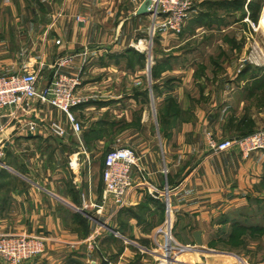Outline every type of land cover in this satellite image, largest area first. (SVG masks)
Returning a JSON list of instances; mask_svg holds the SVG:
<instances>
[{"label": "crops", "instance_id": "1", "mask_svg": "<svg viewBox=\"0 0 264 264\" xmlns=\"http://www.w3.org/2000/svg\"><path fill=\"white\" fill-rule=\"evenodd\" d=\"M28 2L34 9L35 5L41 7L44 14L40 16L35 9L31 17L0 15V75L19 72L25 63L40 72L76 74L82 78L78 94L86 101L74 108L82 125L79 134L74 133L64 112L47 104L33 101L23 108L5 110L12 114L4 118L0 147L20 148L24 155L14 162L1 157L7 166L0 169V238L34 234L47 241L46 252L25 264L81 263L83 248L89 242L97 244L101 218L113 230L108 239L112 243L107 252L109 264H131L138 253L133 247L141 251L140 262L157 263L150 247L156 250L163 240L193 246L196 231L202 232V243L207 242L204 226L213 214L225 211L229 203L241 201L248 193L258 197L264 183V151L252 152L248 158L238 147L211 151L212 131L220 140L231 137L220 127L225 120L216 114L213 124L219 130L213 129L200 96L182 104L186 102L182 96L187 91V77L179 90L171 87L180 80H163L175 66L164 65L155 47L141 45L148 21L155 33L154 14L134 15L144 0H128L117 11L113 9L115 0ZM18 3L0 0V6ZM53 8L58 12L54 17L49 15ZM116 16L122 17L119 22ZM24 38L26 49L21 51ZM130 40H138V46L121 50L120 44ZM195 81L192 86L204 82ZM168 98L179 104L173 114L164 112ZM150 102L154 128L148 125ZM54 121L66 125L67 136L57 139L50 135L47 127ZM122 147L137 152L140 168L133 170V187L123 205L112 198L102 205V156ZM181 231L186 232L184 241L179 238ZM116 240L124 245L121 252L115 249ZM180 254L175 253L177 260L188 259L189 254ZM207 258L213 264L236 263L225 253ZM0 264L8 263L0 258Z\"/></svg>", "mask_w": 264, "mask_h": 264}, {"label": "rangeland", "instance_id": "2", "mask_svg": "<svg viewBox=\"0 0 264 264\" xmlns=\"http://www.w3.org/2000/svg\"><path fill=\"white\" fill-rule=\"evenodd\" d=\"M9 1L3 0V2ZM188 1L190 8L181 32H174L167 25V17L161 15L158 18L155 17L153 29L155 33L151 32L150 21L145 24L144 34L141 36L144 42L141 45L146 48L155 47L164 65H174V70L178 69L179 72L169 71L170 73L163 79L175 78L181 81L177 86L171 87L172 90H179L186 79L184 77H187L188 84L184 85L188 93L186 91V94L182 96V99H186V102L182 104L185 105L189 102L188 100L193 102L200 96L202 109L210 112L213 129L218 125L213 124L216 114H220L222 120H225L220 127L225 130L227 137L243 136L264 129V29L261 25L264 19V0ZM18 2V6L17 4L1 5L0 15L20 14L31 17L35 9L39 10L40 16L44 14L38 5L34 6L35 9L29 6L28 0H18ZM115 2L113 9L117 11L116 9H121L128 0H115ZM53 9H55L54 12H49L52 17L58 13L55 12L56 8ZM121 15L124 16V14ZM149 17L151 18L152 15ZM121 18L116 16L115 20L119 22ZM23 40L24 48L21 51L26 49V39ZM137 41L130 40V43L127 41L120 44L121 50L129 46H138ZM1 74L9 75L10 72ZM57 74V70H43L40 73L41 84L49 83L51 77ZM197 78L204 82L192 86L191 83H197L195 81ZM198 87L197 93L192 91L197 90ZM192 92L198 96H193ZM164 104V112L168 114H173L180 109L175 99L168 98ZM147 108L152 116L148 125L154 128V109L151 107V102L147 104ZM218 109H220L219 113ZM164 115L162 123L165 126L167 119ZM210 135L217 139L213 131ZM0 153L2 158L12 159L13 162L16 159L21 160L24 155L20 148L17 151V148L11 149L7 145L5 148L4 145L0 147ZM106 154L107 152L103 154V159ZM45 155H48L47 152ZM1 168L5 167L0 166ZM259 193L258 197L248 193L241 201L229 203L225 211L221 209L216 215L213 214L211 221L204 226L208 241L202 245H198L195 238H193L195 241L193 246L181 247L176 241L173 246H178L179 249L175 250V253L178 251L181 254L187 253L189 256L188 259L178 257L175 263L169 264H213L207 257L216 253L232 256L235 264H264V183L260 184ZM101 219L99 225L102 227H99L100 235L96 241L98 245L89 242L88 248L82 250L84 253L81 254L82 261L79 264H109L107 260L110 256L107 252L112 243H108V239L113 230H110ZM85 231L83 229L82 233L85 234ZM185 237L186 232L181 231L180 240L184 241ZM165 243L163 240L156 250L150 247V251H153L155 259L158 258L159 262L146 264H167V243ZM92 249L93 252L87 251ZM115 249L121 252L124 249L123 243L116 240ZM133 250L138 253L131 264H144L140 262L141 260L139 261L143 257L140 249L133 247ZM193 254L197 255L193 256Z\"/></svg>", "mask_w": 264, "mask_h": 264}, {"label": "built area", "instance_id": "3", "mask_svg": "<svg viewBox=\"0 0 264 264\" xmlns=\"http://www.w3.org/2000/svg\"><path fill=\"white\" fill-rule=\"evenodd\" d=\"M189 8L188 0H155L152 5L155 17L165 15L167 25L178 33L184 26ZM60 42L61 40L58 39L57 44ZM68 60H62L60 65H64ZM40 73L35 66L24 64L19 72L0 75V133L4 128V118L12 114H6V108H23L30 102L36 101L64 112L74 133L79 134L82 125L74 114V108L86 101L78 94V88L82 85L81 76L58 73L49 83L42 85ZM36 126V124L31 125V129L35 130ZM47 128L50 135L60 138L68 135V129L62 122H51ZM209 146L213 153L238 147L244 157H249L252 152L264 151V129L222 140L214 139L210 135ZM1 155L2 153H0V166L6 167L1 160ZM140 161V156L133 148H115L107 152L104 158L102 205L106 204L110 198L117 205L124 204L133 187V170L135 167L140 168ZM178 249V246H173V241L166 244L167 264L176 262L175 250ZM46 250L47 241L40 235L14 234L0 238V258L8 264H25L43 255Z\"/></svg>", "mask_w": 264, "mask_h": 264}, {"label": "water", "instance_id": "4", "mask_svg": "<svg viewBox=\"0 0 264 264\" xmlns=\"http://www.w3.org/2000/svg\"><path fill=\"white\" fill-rule=\"evenodd\" d=\"M154 1L155 0H144V2L137 9L134 15L140 16V15L154 14V10L152 9V5ZM194 238L198 245H202V232L201 231L194 232Z\"/></svg>", "mask_w": 264, "mask_h": 264}, {"label": "bare ground", "instance_id": "5", "mask_svg": "<svg viewBox=\"0 0 264 264\" xmlns=\"http://www.w3.org/2000/svg\"><path fill=\"white\" fill-rule=\"evenodd\" d=\"M261 25H262V27H263V29H264V19H263V22H262V24H261Z\"/></svg>", "mask_w": 264, "mask_h": 264}, {"label": "trees", "instance_id": "6", "mask_svg": "<svg viewBox=\"0 0 264 264\" xmlns=\"http://www.w3.org/2000/svg\"><path fill=\"white\" fill-rule=\"evenodd\" d=\"M242 136V135H241Z\"/></svg>", "mask_w": 264, "mask_h": 264}]
</instances>
